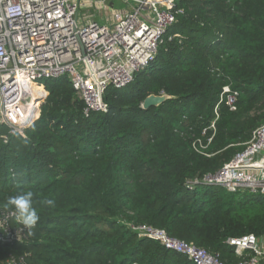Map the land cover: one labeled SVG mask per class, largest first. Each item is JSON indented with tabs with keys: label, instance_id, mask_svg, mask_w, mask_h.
Returning <instances> with one entry per match:
<instances>
[{
	"label": "trees",
	"instance_id": "1",
	"mask_svg": "<svg viewBox=\"0 0 264 264\" xmlns=\"http://www.w3.org/2000/svg\"><path fill=\"white\" fill-rule=\"evenodd\" d=\"M174 8L180 12L148 67L105 90L106 111L85 115L64 75L43 80L39 117L23 135L4 142L0 124V213L15 211L8 197L23 188L40 216L25 239L0 242V264H192L138 236V225L233 264L228 238L264 234L263 195L189 187L264 122V0H175ZM224 85L238 92L233 111L219 102ZM150 94L169 97L144 109Z\"/></svg>",
	"mask_w": 264,
	"mask_h": 264
},
{
	"label": "built area",
	"instance_id": "2",
	"mask_svg": "<svg viewBox=\"0 0 264 264\" xmlns=\"http://www.w3.org/2000/svg\"><path fill=\"white\" fill-rule=\"evenodd\" d=\"M105 1L0 0V124L8 129L4 142L9 134L23 135L38 118L45 79L68 76L84 102L85 115L106 111L105 90L130 84L136 73L148 67L180 12L174 8L175 0H121L122 7H106ZM237 95L230 85H224L219 102L233 111ZM215 119L207 127L212 132ZM193 147L202 150L205 144L197 139ZM196 182L264 196V122L252 131L242 150L189 187ZM12 220L17 224L12 226ZM132 228L138 236L184 254L192 264H229L218 254L178 240L163 229L151 225ZM25 238V227L15 220V211L1 212L0 242ZM226 242L239 258L233 264H264V234L231 237Z\"/></svg>",
	"mask_w": 264,
	"mask_h": 264
},
{
	"label": "clouds",
	"instance_id": "3",
	"mask_svg": "<svg viewBox=\"0 0 264 264\" xmlns=\"http://www.w3.org/2000/svg\"><path fill=\"white\" fill-rule=\"evenodd\" d=\"M34 193L32 190L21 188L15 195L8 197L7 204L15 210V220L25 228H34L40 219L34 205ZM45 206L55 207V200L46 198L41 201Z\"/></svg>",
	"mask_w": 264,
	"mask_h": 264
},
{
	"label": "water",
	"instance_id": "4",
	"mask_svg": "<svg viewBox=\"0 0 264 264\" xmlns=\"http://www.w3.org/2000/svg\"><path fill=\"white\" fill-rule=\"evenodd\" d=\"M169 96L166 94H150L142 101V108L146 109L151 106H157L164 100H166Z\"/></svg>",
	"mask_w": 264,
	"mask_h": 264
},
{
	"label": "rangeland",
	"instance_id": "5",
	"mask_svg": "<svg viewBox=\"0 0 264 264\" xmlns=\"http://www.w3.org/2000/svg\"><path fill=\"white\" fill-rule=\"evenodd\" d=\"M114 1V0H112ZM115 2L118 4L119 2H121V0H115ZM111 2L109 0H106L105 3H104V6L106 7H109V5H113V4H110ZM114 6V5H113ZM83 10V9H82ZM84 11V10H83ZM91 13H92V9L89 10ZM158 49V48H157ZM39 117V116H38Z\"/></svg>",
	"mask_w": 264,
	"mask_h": 264
},
{
	"label": "crops",
	"instance_id": "6",
	"mask_svg": "<svg viewBox=\"0 0 264 264\" xmlns=\"http://www.w3.org/2000/svg\"><path fill=\"white\" fill-rule=\"evenodd\" d=\"M111 3L110 4H113L114 5V7H122L123 6V4H122V2H119L118 4L115 2V0L114 1H112V0H109ZM96 19H100V18H96Z\"/></svg>",
	"mask_w": 264,
	"mask_h": 264
}]
</instances>
